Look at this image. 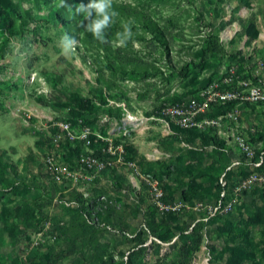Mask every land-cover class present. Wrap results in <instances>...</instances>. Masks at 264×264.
<instances>
[{
    "label": "rangeland",
    "instance_id": "374dc122",
    "mask_svg": "<svg viewBox=\"0 0 264 264\" xmlns=\"http://www.w3.org/2000/svg\"><path fill=\"white\" fill-rule=\"evenodd\" d=\"M89 2L0 0V264H264V184L217 208L223 188L226 202L239 176L256 169L233 165L238 152L227 141L174 135L173 143L157 118L166 103L200 98L233 64L264 83V0H113L109 43L81 26L76 8ZM125 22L134 35L115 47ZM65 33L78 41L69 56L59 47ZM210 33L228 54L206 51ZM241 112L236 126L264 129L263 105ZM65 118L76 135L90 126L125 148L82 190L46 167ZM104 141L66 138L59 158L84 174L78 156ZM149 148L157 150L147 157ZM132 161L181 209L161 211ZM197 202L206 207L195 210Z\"/></svg>",
    "mask_w": 264,
    "mask_h": 264
},
{
    "label": "built area",
    "instance_id": "2783aa9c",
    "mask_svg": "<svg viewBox=\"0 0 264 264\" xmlns=\"http://www.w3.org/2000/svg\"><path fill=\"white\" fill-rule=\"evenodd\" d=\"M261 64L264 66L263 62ZM228 103H234V106L230 110L217 116L207 115L214 107ZM241 105L264 106V83L261 80L257 82L250 77L240 75L238 66L233 64L221 81H213L201 91L200 98L190 97L166 103L160 109L157 118L165 124L170 134H175V131H173L174 127L181 130L194 128L199 130H206L208 128L219 129L228 120L237 124L239 123L242 117ZM57 125L60 132L52 137L45 156L47 171L57 182L69 181L73 186L78 185V190H80V185L96 181L104 171L114 168L116 163L124 156L125 148L122 144H115L111 136L92 133L90 126H84L81 135L78 136L74 132L71 120L67 118L62 119ZM258 131V126L248 125L245 130L237 129L232 137L231 141L235 144L238 152V157L233 162V165H248L254 167L256 170L239 176L231 197L226 202L224 199L227 197V192L223 188L217 208L222 205L224 210L234 208L247 190L264 184V171L260 172L257 170L264 168V140L256 139ZM91 135L94 138L92 137L91 139ZM77 137L84 139L89 144L92 140L95 142L105 140L104 142L106 143V146L101 150V155L96 154L93 149L80 153L78 160L81 167L86 169L84 174L79 170L72 169L68 162L62 161L59 158L58 151L62 142L66 138L73 142ZM184 144L190 148L192 147L187 142ZM115 154L118 155L117 159H114ZM130 166L134 168L136 175H140L146 181L150 197L161 211H176L181 209V203H176L175 205L165 203L166 191L156 177L151 174L145 175L141 173L137 161L130 162ZM205 207L204 203L197 202L194 209L201 210Z\"/></svg>",
    "mask_w": 264,
    "mask_h": 264
},
{
    "label": "clouds",
    "instance_id": "9594fccd",
    "mask_svg": "<svg viewBox=\"0 0 264 264\" xmlns=\"http://www.w3.org/2000/svg\"><path fill=\"white\" fill-rule=\"evenodd\" d=\"M59 6H65V0H60ZM76 12L82 14L84 21H87L86 24L82 23L81 26L88 33L100 43H109L106 35L118 16V12L113 7V0H90L86 5H78ZM133 35L131 23L125 22L122 24V31L116 34V40L113 45L115 47H126L128 42L132 40ZM77 46L78 41L66 33L59 41V47L65 56L71 55Z\"/></svg>",
    "mask_w": 264,
    "mask_h": 264
},
{
    "label": "trees",
    "instance_id": "16d2710c",
    "mask_svg": "<svg viewBox=\"0 0 264 264\" xmlns=\"http://www.w3.org/2000/svg\"><path fill=\"white\" fill-rule=\"evenodd\" d=\"M206 51L208 53H218V54H228L227 49L223 45V43L220 41V37L218 35H215L214 33H210L208 36V42L206 45ZM234 106V103H228V104H221L219 106L214 107L215 109L223 108V111L230 110ZM227 109V110H226ZM160 111V110H159ZM211 130L208 134L206 133L207 130ZM209 130V131H210ZM215 131L214 128H208L206 130H199L197 128L194 129H187V130H181L177 127H175V134L173 135H179L181 138H183L185 141H193L197 136L201 137L203 141H209V139H212V141L215 143V145L221 147V145L224 143V141H220L217 137L213 135V132ZM211 135V137H210ZM203 137H207L209 139H204ZM179 138V137H178ZM256 139L258 140H264V129H260L258 131ZM100 146H96L93 148L94 152L98 155H101V149ZM79 195L83 196L82 193L78 191Z\"/></svg>",
    "mask_w": 264,
    "mask_h": 264
},
{
    "label": "crops",
    "instance_id": "0c3cea01",
    "mask_svg": "<svg viewBox=\"0 0 264 264\" xmlns=\"http://www.w3.org/2000/svg\"><path fill=\"white\" fill-rule=\"evenodd\" d=\"M228 111V110H227ZM226 112V111H225ZM224 113V112H223ZM220 114H222V113H219L218 115H220ZM215 116H217V115H215ZM248 125H250V126H252V125H254V124H248V123H245V122H243L242 123V125H238V126H236V123L235 122H232V121H227L226 122V124L222 127V128H219V129H216V128H214L215 129V131L213 132V135L215 136V137H217L220 141H227V143L228 144H233L234 146H235V144L231 141V139H232V137L234 136V134L236 133V130L237 129H246L247 128V126ZM257 126V125H256ZM261 129V128H260ZM172 140L171 141H173V143H175V142H178L177 140H176V137L174 136V135H172V138H171ZM195 141H203L202 140V138L200 137V140L199 139H195ZM152 143H153V141L152 142H150V144L152 145ZM178 144V143H177ZM172 145V144H171ZM236 148V147H235ZM155 149V148H154ZM153 148L151 149V148H149L148 150H147V157H150L151 155H152V153H153V151H155L156 152V150L157 149H155L154 150ZM235 150H237V149H235ZM145 152V151H144Z\"/></svg>",
    "mask_w": 264,
    "mask_h": 264
}]
</instances>
